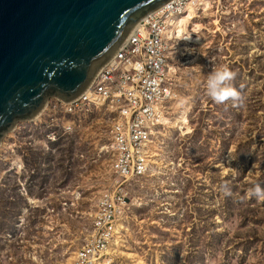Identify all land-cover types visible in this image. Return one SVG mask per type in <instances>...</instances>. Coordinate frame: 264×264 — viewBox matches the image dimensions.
I'll use <instances>...</instances> for the list:
<instances>
[{
	"label": "rangeland",
	"instance_id": "1",
	"mask_svg": "<svg viewBox=\"0 0 264 264\" xmlns=\"http://www.w3.org/2000/svg\"><path fill=\"white\" fill-rule=\"evenodd\" d=\"M177 25L174 99L110 264H264V0H196ZM50 107L0 142V264H71L112 187L103 114L52 141Z\"/></svg>",
	"mask_w": 264,
	"mask_h": 264
},
{
	"label": "water",
	"instance_id": "2",
	"mask_svg": "<svg viewBox=\"0 0 264 264\" xmlns=\"http://www.w3.org/2000/svg\"><path fill=\"white\" fill-rule=\"evenodd\" d=\"M169 1L0 0V142L52 97L77 98L136 22Z\"/></svg>",
	"mask_w": 264,
	"mask_h": 264
},
{
	"label": "built area",
	"instance_id": "3",
	"mask_svg": "<svg viewBox=\"0 0 264 264\" xmlns=\"http://www.w3.org/2000/svg\"><path fill=\"white\" fill-rule=\"evenodd\" d=\"M186 1L171 0L141 18L128 40L77 98L66 101L53 97L41 114L43 115L51 104L49 122L46 123L49 124L48 135L52 141H57L59 133H77L86 116L103 114L107 122L106 140L114 145L106 150L110 152L108 169L112 187L96 198L90 231L85 241L75 250L71 264H110L112 261L108 256L110 245L118 231L117 227L131 209L133 196H126V193H131L134 183L148 170L147 160L143 157L145 152L138 146L142 140L137 142V148L131 151L132 134L121 135L118 144L112 139L117 137V134L128 132L127 126L130 127V133L133 127L137 126H143V129L147 130L150 118L154 119L157 128L162 125V122L157 123L159 116L169 113L170 109L166 108L167 101L172 102L174 91L170 90L172 81L168 76V66L170 41L174 38L170 32L171 27H166L165 20L170 19L182 7L184 13L189 7L195 6V3L191 2L185 7ZM172 19L176 20L177 16ZM175 93L177 95V92ZM84 111L87 113L83 114ZM62 114L66 118H63ZM146 130H141L144 133V141L152 138ZM120 144L122 148L116 153ZM116 188L119 192H116ZM113 200H121L122 207L116 210Z\"/></svg>",
	"mask_w": 264,
	"mask_h": 264
},
{
	"label": "bare ground",
	"instance_id": "4",
	"mask_svg": "<svg viewBox=\"0 0 264 264\" xmlns=\"http://www.w3.org/2000/svg\"><path fill=\"white\" fill-rule=\"evenodd\" d=\"M195 1L196 0H187L185 3H187L186 5H185V7L186 6H188L191 2H194L195 3ZM194 7V6H193ZM193 7H189L188 8V10L187 11H185L184 13H183V11H184V7H182L176 14H173V16L170 18V19H167V20H165V25H166V27L167 26H170L171 27V30L173 29L172 27H173V25H174V23L175 22H177L178 21V25H179V23H180V21H181V19L186 15V13L188 12V11H191L192 10V8ZM204 10V9H203ZM175 16H177V19L176 20H173L172 18H174ZM136 25V24H135ZM177 25V26H178ZM171 32V31H170ZM170 34V33H169ZM170 66V65H169ZM169 66H168V74H169ZM170 90L171 91H174V88H173V85H172V82L170 83ZM173 99H174V93H173ZM47 106V105H46ZM170 106V102H168L167 101V109H168V107ZM117 107V106H116ZM156 107L158 108V105H156ZM46 107H44V109H45ZM118 108V107H117ZM44 109H43V111H44ZM120 109H122V108H120ZM43 111H41L36 117H34V120H38L39 118H41V114H42V112ZM167 116V114H162V115H160L159 116V119H158V122L157 123H161L162 122V125H158L157 126V128L155 127V124H154V119L153 118H150L149 119V128L147 129L148 131H149V133H150V136H155L156 135V133L158 132V130L163 126V124H164V117H166ZM129 129H130V127H126V130H128V132H126V133H121L120 135L119 134H117V137H113V142L114 143H116V144H118L119 142H120V136L121 135H123V134H126V135H130V134H132V141H133V143L131 144V148H130V150L131 151H133L134 149H136L137 148V142H139V141H141L142 140V142H140V143H138V146L140 147V149H143L144 150V152H145V154L143 155V157L147 160V165H148V170L145 172V173H147L149 170H150V166H149V164H150V155H149V150H150V147H151V142H152V138H150V140H145L144 141V139H143V135H144V133H142L141 132V130H144L143 132H145V130H146V128H144L143 129V126H137V127H133V129H132V133H130V131H129ZM158 129V130H157ZM146 130V131H147ZM117 131H121V130H117ZM2 142V141H1ZM114 147V145L112 144V143H109L108 142V148H113ZM121 148H122V144H120V145H118L117 146V148H116V153H119L120 152V150H121ZM135 152V151H134ZM137 154V153H136ZM127 162V161H126ZM144 164L146 163V161H144L143 162ZM109 164H110V162H109ZM121 170H122V168L120 167L119 168V172H121ZM117 173V172H116ZM110 174V173H109ZM118 174V173H117ZM116 176H118V175H116ZM126 176H128V174H126ZM110 189V188H109ZM116 192H119V189L118 188H116ZM131 195V193L130 192H128V193H126V196H130ZM114 201V203H116L115 204V208H116V210H118V209H120L121 207H122V204H121V200H117L116 202H115V200H113ZM95 217V216H94ZM126 217V216H125ZM124 217V218H125ZM93 218V217H92ZM123 218V219H124ZM120 229V228H119ZM118 229V230H119ZM117 233H118V231H117ZM116 233V234H117ZM110 237H111V234L109 235ZM114 237H116V235L114 236Z\"/></svg>",
	"mask_w": 264,
	"mask_h": 264
},
{
	"label": "trees",
	"instance_id": "5",
	"mask_svg": "<svg viewBox=\"0 0 264 264\" xmlns=\"http://www.w3.org/2000/svg\"><path fill=\"white\" fill-rule=\"evenodd\" d=\"M68 137L71 138L72 136L69 135ZM68 137H67V138H68ZM52 144L54 145V144H56V143L54 142V143H52ZM192 164H193V161H192ZM189 182H195V181H193V179L191 178V179L189 180ZM198 188H199V187H198ZM196 194H198V191H195V192L193 193L194 196H196Z\"/></svg>",
	"mask_w": 264,
	"mask_h": 264
},
{
	"label": "clouds",
	"instance_id": "6",
	"mask_svg": "<svg viewBox=\"0 0 264 264\" xmlns=\"http://www.w3.org/2000/svg\"><path fill=\"white\" fill-rule=\"evenodd\" d=\"M138 22V21H137ZM137 22H136V24H137Z\"/></svg>",
	"mask_w": 264,
	"mask_h": 264
}]
</instances>
